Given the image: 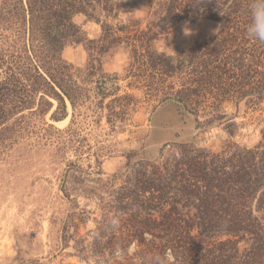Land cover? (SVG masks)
Wrapping results in <instances>:
<instances>
[{
    "label": "trees",
    "instance_id": "obj_1",
    "mask_svg": "<svg viewBox=\"0 0 264 264\" xmlns=\"http://www.w3.org/2000/svg\"><path fill=\"white\" fill-rule=\"evenodd\" d=\"M135 1L145 17L120 20L117 0H0V148L20 123L44 117L53 101L49 118L60 122L67 103L75 109L90 100L87 85L118 82L119 75L104 73L101 59L120 52L127 56L123 78L156 86L157 98L196 117L195 129L201 112L210 116L203 125H221L232 120L226 105L262 109L264 44L246 34L248 0ZM78 16L99 24L96 41L87 39ZM203 19L216 24L215 35L175 56L154 47L175 25ZM76 44L88 52L84 68L63 59ZM127 110V102L117 113L109 109V124ZM237 127L225 125L228 137ZM79 171L69 163L62 180L73 212L60 221L59 252L72 249L69 255L92 264H156L157 253L168 250L170 264H264V128L252 148L229 141L212 152L178 143L168 156L127 164L104 182L76 183ZM74 186L96 204L89 212L96 215L93 227L83 233L89 216L70 199Z\"/></svg>",
    "mask_w": 264,
    "mask_h": 264
},
{
    "label": "rangeland",
    "instance_id": "obj_2",
    "mask_svg": "<svg viewBox=\"0 0 264 264\" xmlns=\"http://www.w3.org/2000/svg\"><path fill=\"white\" fill-rule=\"evenodd\" d=\"M136 3L117 0L118 18L145 17L144 9ZM75 22L88 40L98 39L99 24L82 16L76 17ZM216 31V24L204 19L177 24L154 47L158 52L175 56ZM63 59L76 68H84L88 52L82 44L70 45L64 49ZM101 61L104 73L119 75L118 82L87 85L90 100L75 109L67 103V117L60 122L49 118L56 109L53 101L44 117H29L20 123L18 132L6 142L5 148H0V264H92L69 255L72 249L60 252L57 249L60 221L73 212L60 191L69 163L79 167L76 183L83 178L98 177L104 182L113 173L122 172L127 164L168 156L174 144H194L218 152L229 141L252 148L260 140L264 104L256 111L246 109L243 103L238 108L226 105L227 118L232 120L221 125L220 122L203 125L210 116L201 112L197 120L202 125L195 129L196 117L173 100L157 98L159 93L153 91L156 86L123 78L126 55L107 54ZM115 87L119 90L111 92ZM175 89L179 86L175 85ZM126 96L128 101L120 100ZM99 102L103 103L101 110L94 106ZM124 102L128 103V110L120 119L112 118L115 121L111 126L107 119L109 109L117 113ZM231 122L238 126L232 138L224 130ZM99 168L101 175H97ZM84 183L87 188L94 186L91 181ZM74 188L70 199L89 216L85 227H80L83 233L93 227L92 218L96 215L89 212L96 209V204L81 194L80 186Z\"/></svg>",
    "mask_w": 264,
    "mask_h": 264
},
{
    "label": "clouds",
    "instance_id": "obj_3",
    "mask_svg": "<svg viewBox=\"0 0 264 264\" xmlns=\"http://www.w3.org/2000/svg\"><path fill=\"white\" fill-rule=\"evenodd\" d=\"M249 23L246 25V34L255 42L264 44V0H248ZM117 255H120L118 252ZM173 255L170 250L157 253L156 264H170Z\"/></svg>",
    "mask_w": 264,
    "mask_h": 264
}]
</instances>
